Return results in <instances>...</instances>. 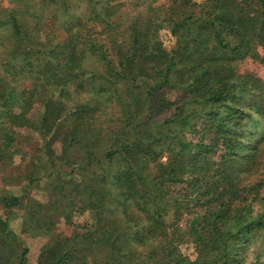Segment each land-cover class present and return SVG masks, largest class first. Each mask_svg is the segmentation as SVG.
<instances>
[{
	"label": "trees",
	"instance_id": "trees-1",
	"mask_svg": "<svg viewBox=\"0 0 264 264\" xmlns=\"http://www.w3.org/2000/svg\"><path fill=\"white\" fill-rule=\"evenodd\" d=\"M0 47V160L19 130L37 133L27 185L48 192L0 205L49 236L37 264H246L264 231V184L250 179L264 158V80L238 65L264 64V0H13ZM110 105L117 124L103 127ZM86 211L91 223L72 220ZM60 218L69 234L55 232Z\"/></svg>",
	"mask_w": 264,
	"mask_h": 264
},
{
	"label": "rangeland",
	"instance_id": "rangeland-1",
	"mask_svg": "<svg viewBox=\"0 0 264 264\" xmlns=\"http://www.w3.org/2000/svg\"><path fill=\"white\" fill-rule=\"evenodd\" d=\"M12 1L13 0H0V10L3 9L4 7H7L9 3H11ZM157 2L164 3V0H157ZM59 23H60L59 20H55L50 24L57 25ZM161 36L168 47L173 43V41L170 38L171 36L169 35L167 30L164 29L161 32ZM84 67L87 70L102 68V66L94 62V60H86L84 62ZM238 68H239V72H251L264 80V64H261L257 61L247 58L246 60H243L242 62L239 63ZM180 95H182V90L179 88L168 93V96L170 97L171 100L179 99ZM116 108L118 107L115 105H110L106 108L105 115L103 116L106 122L102 124L103 127L108 126V123L111 124L112 122L117 124L116 122L117 120L114 117L118 115V112L116 110H113ZM37 113L38 111L36 107L31 110V114H37ZM111 116L114 119L108 121ZM262 127H263V123L261 122L260 124L255 125L252 128V131H254L255 135H257ZM41 142L42 140L40 136L37 135V133L30 131L29 129L19 130L15 143L20 148L14 145L16 153L9 158L10 160H7V157H6L7 161L0 160V196L2 194L19 195L26 190L27 192L26 194L29 197H33L34 199L42 203L47 201L48 192L46 190L45 182L41 180L37 184H31L30 186H28L26 179V174L27 171L29 170L27 169L28 167L26 166V164L34 159L32 157L36 153L35 149ZM54 144H58V143H54ZM259 145L262 152V156L264 157V140H262ZM54 147L55 150L59 152V146L54 145ZM250 179L252 182L261 181L264 184V158L263 160H261V164L258 166L257 170L250 174ZM260 197L262 198L261 200L254 202V210L256 213L264 212V185L260 190ZM23 212L24 210L21 207L13 208L11 211H6L0 205V221L5 222L7 226L5 231L13 232V235H11L7 239L5 237L6 233L0 230V264L16 263L18 259V255L23 247H27L28 249V252L26 254V258H27L26 264H37L41 250L49 242V236L44 235L41 232V229L35 231L32 230L23 231L24 229L22 228ZM183 217L185 218L186 215ZM72 220L76 224H87V223L89 224L92 222L93 219H91L90 212L86 211L83 214L73 215ZM184 222H185L184 219L181 220L180 225L183 226ZM71 230H72V226L69 223H67L64 219L60 218L58 219V222L56 221L55 232L57 234H64V233L69 234ZM261 234L262 236L256 239V241H254L255 244L253 245V247L248 250L246 261H244L246 264L255 261L253 249L257 250L261 245L264 247V231H262ZM180 246H181V251L184 254H187L190 257L195 256L193 246L190 242H183L182 244H180ZM258 252L260 257L258 258V263L256 262L255 264H264V248L259 249Z\"/></svg>",
	"mask_w": 264,
	"mask_h": 264
}]
</instances>
